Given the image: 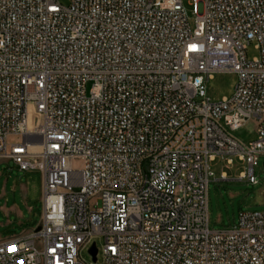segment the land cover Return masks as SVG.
I'll use <instances>...</instances> for the list:
<instances>
[{
  "label": "built area",
  "instance_id": "2783aa9c",
  "mask_svg": "<svg viewBox=\"0 0 264 264\" xmlns=\"http://www.w3.org/2000/svg\"><path fill=\"white\" fill-rule=\"evenodd\" d=\"M66 1L0 0V159L41 173L44 206L0 264H88L94 244L98 262L96 238L103 264H264V212L209 215L211 163L258 184L264 0H190L194 28L184 0ZM219 73L238 81L214 102Z\"/></svg>",
  "mask_w": 264,
  "mask_h": 264
},
{
  "label": "rangeland",
  "instance_id": "374dc122",
  "mask_svg": "<svg viewBox=\"0 0 264 264\" xmlns=\"http://www.w3.org/2000/svg\"><path fill=\"white\" fill-rule=\"evenodd\" d=\"M67 4L66 0H62ZM184 9L191 25L194 28L195 13L194 6L190 0H184ZM260 57V53L253 43L248 47L247 58L253 60ZM238 81V76L235 73H219L213 75L207 84V94L212 101L218 102L225 98H231L234 95L235 86ZM233 138L244 145H249L256 139L255 124L249 121L243 128L231 132ZM16 140V139H12ZM0 172L4 171L0 187L3 186L7 179L9 180V196L7 206L18 208L23 213L26 212V207L20 201L21 192L18 188L16 194H12L10 189L13 185L20 184L21 181H26L27 177L24 172L12 169L11 164L0 161ZM264 158L261 159L260 165L255 170V176L258 184L252 185L247 182L239 181L240 175L244 172V165L239 160H234L231 169L225 168V165L219 161L211 163V168L215 173V177L211 179L209 186V215L210 229L212 231H229L236 227L239 221L241 212L261 211L264 212ZM226 179H222V176ZM29 186L33 193L36 194L35 200L32 202L33 207V224L20 226L15 218L11 220L4 219L3 213L0 210V234H5V239L21 236L26 230H36L42 221L43 216V182L41 173L33 171L29 178ZM5 205V202L3 201ZM29 219V218H28ZM8 222L12 224H7ZM16 222V224H14ZM22 221H19V223ZM6 223V224H3ZM4 239V240H5ZM98 248L101 250L98 262L94 263L86 249L83 256L88 264H103L102 245L103 241L100 238L94 239Z\"/></svg>",
  "mask_w": 264,
  "mask_h": 264
},
{
  "label": "crops",
  "instance_id": "0c3cea01",
  "mask_svg": "<svg viewBox=\"0 0 264 264\" xmlns=\"http://www.w3.org/2000/svg\"><path fill=\"white\" fill-rule=\"evenodd\" d=\"M0 161L6 162L7 164H11L13 166L12 169L19 171L17 168L14 167L12 162H9L6 160H1V159H0ZM0 164H2V163H0ZM25 174L27 177L26 181L22 180L20 184L16 183L15 185H13L12 188L10 189V192L12 194H16L18 191V188H19V190L21 192V196H20L21 200L20 201L26 207V209H27L26 212L23 213L18 208H15V207L11 208L10 206L9 207L7 206L8 196H9L8 185H9L10 178L7 179L5 184L0 187V210L3 213L4 219L11 220L12 218H15L16 220L22 221L20 223H19V221L17 222L18 224H20V226H23L25 224L27 226H32V224L34 223L33 222V215H32L33 214L32 202L35 200L36 194L32 192L31 187L29 186V178L33 174V171L27 172ZM4 175H5L4 171L2 173L0 172V183H1V180H2ZM41 178H42V176H41ZM3 201L5 202V205L3 204ZM6 202H7V204H6ZM0 224H2V223L0 222ZM3 224H6V223H3ZM7 224L9 225L12 223L8 222ZM14 224H16V222ZM32 231H34V230L28 229V230H26V232L24 234H28ZM4 239H5V234H0V241H2Z\"/></svg>",
  "mask_w": 264,
  "mask_h": 264
},
{
  "label": "water",
  "instance_id": "95a60500",
  "mask_svg": "<svg viewBox=\"0 0 264 264\" xmlns=\"http://www.w3.org/2000/svg\"><path fill=\"white\" fill-rule=\"evenodd\" d=\"M263 166H264V163H263ZM37 230H39V228ZM97 252H98L97 247L94 244L92 246L91 250L89 251L90 255L92 256V260H93L94 263L97 262Z\"/></svg>",
  "mask_w": 264,
  "mask_h": 264
}]
</instances>
